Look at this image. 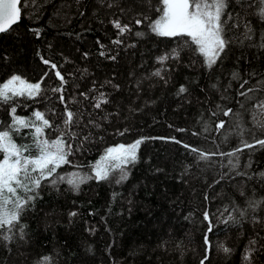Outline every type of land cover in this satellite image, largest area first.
I'll return each instance as SVG.
<instances>
[{
    "label": "trees",
    "instance_id": "16d2710c",
    "mask_svg": "<svg viewBox=\"0 0 264 264\" xmlns=\"http://www.w3.org/2000/svg\"><path fill=\"white\" fill-rule=\"evenodd\" d=\"M23 3L19 23L0 34V84L12 75L31 83L43 80L44 91L35 101L18 98L17 115L30 117L34 110L45 112L53 121L47 135L54 139L57 126H62L64 110L59 101L61 94L52 92L60 85L55 71L64 76L65 102L78 114L80 123L73 128L79 136L71 141L72 163L58 171L92 175L91 166L106 148L139 139L143 143L137 150L138 161L128 166V178L121 184L114 179H93L81 184L79 190L66 182L46 184L22 217L26 225L24 239H20L18 229L13 230L11 241H4L0 233V264H39L44 256L51 257L52 264H200L205 255V210L215 222L214 232L208 233L212 244L210 264H247L243 257L249 240L257 233L264 237V204L255 212L248 209L242 219L233 206L247 209L249 200H264V177L260 175L264 173V149H245L239 154L237 171L247 176L231 171L232 179L216 184L214 181L229 171L220 167V158L213 157L215 164L198 161L183 145L205 151H216L219 145L221 151H230L239 144L234 134L221 143L220 133L204 132L205 122L230 120L211 115L217 104L241 112L245 126L252 127L250 115L236 101H244L238 95L240 91L264 81V48L259 47L264 43V20L244 12L243 18L251 22L252 39L242 43L236 39L242 35V28L228 32L235 42L209 71L203 58L194 55L189 47L180 50L181 38L158 37L150 32L147 21L139 26L132 23L142 10L152 19L157 18L158 0H135V6L133 0ZM109 3L113 7H107ZM129 7L131 14L120 10ZM228 10L241 12L236 0H230ZM113 19L131 24L132 32L118 36L110 23ZM32 29L40 30L39 37ZM137 31L144 35L136 36ZM116 39L123 43L113 44ZM172 49L180 50V59L166 62L164 80L153 76L161 67L157 57ZM101 51L116 59L101 56ZM44 60L55 64L56 69ZM233 72L239 73L241 79L233 80ZM243 80L248 84L241 89ZM181 85L188 91L178 95ZM93 86L96 91H90ZM101 91L109 103L102 106L103 110L94 109L92 98ZM81 93H87L89 98ZM249 95L264 98V90ZM250 104L245 102V108ZM8 107L0 105V121H10L5 115ZM89 120L100 127L88 124ZM89 133V141L81 147L80 140ZM15 139L18 144L31 143L26 135ZM245 139L250 138L246 135ZM73 212L75 216L70 215ZM229 214L236 216L239 223H222ZM220 244L232 252L225 254ZM256 247L260 249V244ZM252 255V264H264V249Z\"/></svg>",
    "mask_w": 264,
    "mask_h": 264
},
{
    "label": "snow or ice",
    "instance_id": "6c2138e0",
    "mask_svg": "<svg viewBox=\"0 0 264 264\" xmlns=\"http://www.w3.org/2000/svg\"><path fill=\"white\" fill-rule=\"evenodd\" d=\"M31 2L36 3V0H31ZM236 2L240 5L241 12L234 13L228 10L230 0H158L159 6L155 7V11L159 13L157 18L152 19L146 14V11L142 10L136 13L139 18H135L132 23L139 26L147 21L150 32L156 36L181 38L183 44L180 50H183V47H189L194 55L203 58V65L211 71L218 62L222 61L223 54H226V50L235 42L232 37L227 35L228 32L242 28V35L236 39L240 40L241 43L243 40L252 39L251 22L243 18L244 12H248L249 15L254 14L264 20V0H243V2L236 0ZM22 3L23 0H0V34L11 31L13 26L19 23L23 10ZM133 6H135V0H133ZM23 7H27V4L23 3ZM107 7L111 8L113 4L109 3ZM147 7L151 8L152 5L148 3ZM120 10L121 12L128 11L131 14V7ZM229 21L232 23L229 24ZM110 23L113 28L118 30V36L122 37L126 33L132 32V26L129 23L122 24L119 19H113ZM32 31L39 37V29H32ZM135 35L142 37L144 33L137 31ZM122 43L121 39L113 41V44L116 45ZM131 46L134 47V45ZM103 47L101 45V48ZM259 47L264 48V43H261ZM180 50L172 49L170 53L157 57V63L161 67L157 68L152 75L164 80L163 73L166 71V62L169 60L178 61ZM99 54L112 60L116 59L115 55L109 56L105 51H101ZM43 62L50 64L48 60ZM50 66L52 69L57 67L55 64H50ZM55 76L59 79L60 85L53 88L52 92L61 94L59 101L64 104V110L61 114L62 126H57L58 132L54 139L48 138L47 130L53 129V121L47 118L45 112L34 110L30 117L17 115L18 98L23 97L35 101L44 91L41 87L43 80L31 83L19 75H12L0 84V105H9L5 115L10 118L7 123L0 121V233H3L4 241L13 239L14 229H18L20 239H24L26 225L22 223V217L39 197L40 191L46 184L57 186L66 182L75 190H79L81 184L93 179L97 182H111L114 179L116 184H121L128 178V166L138 161L137 150L139 145L143 143V139L136 140L129 145L119 144L106 148L100 160L91 166L92 175L81 176L78 172L61 174L58 171L62 166L72 163L69 160V156L74 154L71 141L76 140L79 136L76 131H73V128L80 121L78 114L68 107L63 96L64 85L67 81L58 70L55 71ZM232 79H241L239 73L233 72ZM107 83L110 84L111 81ZM246 84H248V80H243L239 87L244 89ZM115 87L119 88V85ZM212 87L216 88V85H212ZM229 87H231V82ZM261 90H264V81H257L253 87L238 93L240 97L244 98V101L237 100L236 103L240 109L250 115L251 128L245 126L244 115L241 112L235 111L232 107H222L219 104L216 105L215 110H211V115L213 117H229L230 120L219 119L217 122H212L214 128L212 123H204V132L214 130L220 133L222 136L221 143L227 142L233 134L237 136L239 144L236 147L230 151H221L220 146L217 145L216 151H205L188 144L183 145L185 149H189L191 153L196 155L198 161L215 164L213 157L220 158V167L228 168L229 171L222 173L220 178L214 181L216 184L225 179H232L233 177L229 175L231 171H235L237 176H247L246 172L237 171L239 154L243 153L245 149L254 150L257 147L264 149V98L249 95ZM90 91H96L95 86ZM187 91L188 89L181 85L178 89V95ZM81 95L85 99L89 98L87 93H81ZM92 99L95 101L92 105L93 108L98 110H103L102 106L109 103L106 94L102 91ZM247 101H251V104L250 107L245 108ZM88 124L100 127L93 120H89ZM180 131L184 130L181 129ZM256 132H260L261 136L258 137ZM120 134L123 135V133ZM25 135L30 138L31 143L18 144L15 137ZM193 135H199V133L194 132ZM246 135L250 139H245ZM89 136L90 133L84 135L80 140L81 147L89 141ZM175 142L180 143V141ZM76 150L78 151L79 148ZM225 158H227L226 164L224 163ZM117 173L118 176L115 175ZM260 175L264 177V173H260ZM115 195L114 193V198ZM241 195L243 196L244 193L241 192ZM204 199L207 200L208 196L205 195ZM261 204H264V200H249L247 209L234 205L233 210L238 212L242 219L248 209L255 212ZM224 211L227 212L228 209L225 208ZM70 215L75 216L76 213L73 212ZM202 216L203 221L206 222V232L203 237L205 255L200 260V264H205V261H209L210 264L208 253L212 249V244L208 233L214 232L215 222L207 210L202 213ZM229 222L239 223V220L236 216L229 214L222 223L228 224ZM258 243L260 249H264V237H259V233L256 234V238L249 240V247L245 249L243 259L247 264H252V253L260 250L256 247ZM219 247L225 254L232 252L231 248L223 244H220ZM39 264H52V258L44 256Z\"/></svg>",
    "mask_w": 264,
    "mask_h": 264
}]
</instances>
